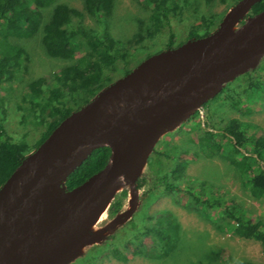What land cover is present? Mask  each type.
<instances>
[{
	"label": "water",
	"instance_id": "water-1",
	"mask_svg": "<svg viewBox=\"0 0 264 264\" xmlns=\"http://www.w3.org/2000/svg\"><path fill=\"white\" fill-rule=\"evenodd\" d=\"M257 1L238 0L207 35L146 56L21 160L0 185V264H67L80 253L95 237L81 240L84 225L96 220L123 179L138 175L157 138L264 56V8L239 24ZM100 146L110 150L105 165L65 189L66 176ZM136 203L133 193L115 225Z\"/></svg>",
	"mask_w": 264,
	"mask_h": 264
},
{
	"label": "rangeland",
	"instance_id": "rangeland-1",
	"mask_svg": "<svg viewBox=\"0 0 264 264\" xmlns=\"http://www.w3.org/2000/svg\"><path fill=\"white\" fill-rule=\"evenodd\" d=\"M56 1L82 9L81 0ZM233 4L231 0H226L224 3L213 0L208 5H205L203 0H189L179 16L170 18V29L176 35V41L185 37L188 28L198 22L201 15L221 14L211 26L210 31H213ZM48 10V7L43 9L44 17L47 16ZM149 12V8L141 0H113L111 14L103 18L101 23H97L86 14L82 18V23L95 31L102 32L105 29L123 43L124 40L129 41L127 44L124 43V47L132 52L133 58L126 66L132 68L147 54L150 55L158 48H162L166 40L164 28L150 39L145 37L144 28H141L143 39L138 43L130 40L133 39L139 23L142 27L147 24ZM246 14L239 24L247 17ZM10 41L22 46L26 54L16 78L0 87V95L3 97L0 123L12 140H24L30 144L38 137L40 127L34 124L32 117L27 116L23 109L25 104L23 100L28 92L27 82L38 76H45L48 84L51 85L53 83L50 81L51 74L67 65L68 61L46 55L40 44L39 31L30 38H10ZM123 66L117 61L114 69L108 72L113 80L121 76L119 72ZM234 78L226 82L222 93L209 100L208 105L203 109L200 108L197 115L188 117L180 125L157 138L138 175L134 177L135 180L127 177L119 184L117 192L122 189L126 191L119 211L112 214L108 212L113 195L96 214V220L92 224L88 222L79 234L81 240L93 234L95 237L83 243L79 248L80 253L67 264H234L240 259L264 264L260 245L232 234L233 223L227 217L219 216L220 210L233 199L250 218L264 223V195L254 198L249 194L248 186L244 183L240 172L227 158L231 153V145L220 133L227 120L236 118L245 125L250 140L264 135V93L247 92L241 85L242 81H236ZM67 104L73 106L72 101L67 100ZM246 108H250V111L246 112L244 110ZM205 122L206 126H204ZM206 130L216 132L214 141L220 146L219 149H211L210 137L205 134ZM201 141L204 147H201ZM247 148L249 150V147ZM34 150L35 148L31 149L26 155ZM176 153L187 163L185 176L179 183L182 191L164 195L158 177L179 159L178 156H174ZM137 180L141 181L139 188L136 187ZM186 186H190L191 190L199 194L202 199L211 202L219 200L218 204L212 203L211 208L208 207L212 221L191 209V207L196 209L198 206H195L191 197L183 192ZM133 193L137 198L135 209L128 219L115 225V220L126 209ZM103 208L105 209L101 214ZM166 210L175 216L179 224L178 236L173 241L172 249L166 254L160 257L128 255L129 258L122 262L113 258L107 248L104 249L110 242L114 243L116 248H120L133 233L137 234L141 230L142 224L149 223L150 220L146 216ZM130 221L134 223L137 231L131 229ZM107 234H113V238L109 241L106 240ZM101 242L104 244L101 245ZM91 246H96L97 250L88 251Z\"/></svg>",
	"mask_w": 264,
	"mask_h": 264
},
{
	"label": "trees",
	"instance_id": "trees-1",
	"mask_svg": "<svg viewBox=\"0 0 264 264\" xmlns=\"http://www.w3.org/2000/svg\"><path fill=\"white\" fill-rule=\"evenodd\" d=\"M81 1L82 9L56 0H0V87L2 84H9L16 78L21 61L26 54L24 48L12 43L10 38H30L39 31L40 44L46 55L68 61L67 65L51 74L50 81L53 82L51 85L48 84L45 76H38L27 82L28 92L23 100L25 103L23 109L27 116L32 117L34 124L40 127L38 137L32 143L29 144L24 140H12L0 123V185L27 156L26 153L37 148L62 119L71 111L85 104L97 91L113 80L108 72L114 69V64L117 61L124 65L119 75L122 76L131 69L126 65L133 58V54L124 47V43L127 44L129 41L124 40L123 43L105 29L102 32L95 31L82 23L84 14L97 23H101L103 18L111 14L113 0ZM141 1L150 10L147 24L142 27V24L139 23L133 39L130 40L138 43L143 39L141 28H144L143 33L149 39L164 28L166 40L162 44L163 47L158 48L155 52L174 47L191 38L207 35L211 26L215 24L216 17L219 18L221 15L215 13L201 15L199 21L191 24L188 28L185 37L176 41V35L170 29V18L179 16L182 9L188 5L189 0ZM212 1L203 0L205 5ZM225 1L219 0L221 3ZM236 1L238 0H231L233 3ZM46 7L49 10L47 16L44 17L43 9ZM263 8L264 0H259L251 5L246 15L252 16ZM234 80H241V85L247 92L264 93V56L254 68L243 72ZM224 88L225 85L218 94L222 93ZM67 100L72 101L73 106L68 105ZM208 103L209 100L201 108H205ZM2 105L3 97L0 95V107ZM244 110L249 112L250 108ZM197 113L198 111L194 112L190 117ZM204 126H206V122ZM220 133L231 145V153L227 156L230 164L240 172L244 183L248 186L249 194L254 198H260L264 195V135L250 140L246 134L245 125L236 118L227 120L220 129ZM205 134L210 137L211 149H219L220 146L214 141L216 132L206 130ZM201 147H204L202 141ZM109 151L108 146L93 149L66 176L65 189H71L101 169L108 159ZM175 155L179 159L158 177V181L163 186L162 193L164 195L182 191L179 183L185 176L187 163L179 157L178 153ZM140 184L141 181L137 180L136 187L139 188ZM183 192L191 197L195 206H198L196 209L190 206L191 209L212 221V215L208 209L211 208L212 203L218 204L219 200L211 202L208 199H202L199 194L191 190L190 186H186ZM125 196L124 189L114 194L108 207L109 214L119 211L122 198ZM215 207L217 206L215 205ZM220 215L227 217L233 223L232 234L257 242L264 256V223L262 221L250 218L249 214L233 199L220 210ZM146 217L150 220L149 223L142 224L141 230L137 234L133 233L122 243L120 248H116L114 243L110 242L104 249L107 248L113 258L122 262L129 258L128 255L160 257L166 254L172 249L173 241L178 236L179 224L175 216L166 210ZM130 227L137 231L134 223H131ZM106 237V240L109 241L113 238V234H107ZM104 242H101V245ZM92 250H97V247L91 246L88 251ZM83 256L86 255L83 254ZM234 264L255 263L248 259H240Z\"/></svg>",
	"mask_w": 264,
	"mask_h": 264
},
{
	"label": "bare ground",
	"instance_id": "bare-ground-1",
	"mask_svg": "<svg viewBox=\"0 0 264 264\" xmlns=\"http://www.w3.org/2000/svg\"><path fill=\"white\" fill-rule=\"evenodd\" d=\"M233 30H234V28H231L228 32H232ZM106 204H107V202H105V203L101 206V208L104 207ZM101 208H100V209H101ZM100 209L98 210V212L100 211ZM104 209H105V208L102 209L101 214L103 213ZM98 212H97V213H98ZM97 213H96V214H97ZM101 214H100V215H101ZM87 223H88V222H87ZM87 223H86V224H87ZM86 224L84 225L83 229L85 228ZM83 229L80 231V233L83 231ZM80 233H79V234H80Z\"/></svg>",
	"mask_w": 264,
	"mask_h": 264
}]
</instances>
